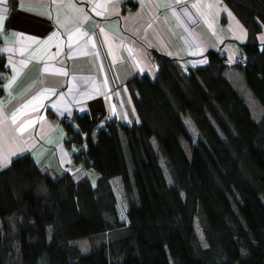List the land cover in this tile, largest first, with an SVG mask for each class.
<instances>
[{
    "label": "trees",
    "instance_id": "obj_1",
    "mask_svg": "<svg viewBox=\"0 0 264 264\" xmlns=\"http://www.w3.org/2000/svg\"><path fill=\"white\" fill-rule=\"evenodd\" d=\"M225 1L249 32L246 66L209 50L205 66L185 72L153 50L156 75L128 82L138 123L63 120L74 161L100 174L96 186L43 171L29 152L0 171V264H264V115L253 117L227 77L242 71L264 107V0ZM90 237L89 254L71 244Z\"/></svg>",
    "mask_w": 264,
    "mask_h": 264
},
{
    "label": "crops",
    "instance_id": "obj_2",
    "mask_svg": "<svg viewBox=\"0 0 264 264\" xmlns=\"http://www.w3.org/2000/svg\"><path fill=\"white\" fill-rule=\"evenodd\" d=\"M0 37L7 69L0 73V171L29 152L45 172L92 183L94 171L67 146L65 118L138 123L128 82L156 75L153 50L187 72L205 66L209 50L242 54L249 32L225 0H0ZM258 40L264 44V28ZM227 77L241 95L250 93L238 68Z\"/></svg>",
    "mask_w": 264,
    "mask_h": 264
},
{
    "label": "rangeland",
    "instance_id": "obj_3",
    "mask_svg": "<svg viewBox=\"0 0 264 264\" xmlns=\"http://www.w3.org/2000/svg\"><path fill=\"white\" fill-rule=\"evenodd\" d=\"M244 85L246 86V90H248L247 92H250V93L244 94V92H242V95H244L245 101H246V103L248 104V106L250 107V109H251V111L253 113V117L257 121H260L262 119L263 115H264V107L260 103V101L256 98V96L251 91V89L248 87L246 82L244 83ZM184 121H185V123L187 125L189 133L191 134V136L194 139H196L198 137V133H197V129H196L193 121L191 120V118L189 116L185 117ZM123 143H124L125 150H127L126 154H127V159H128L129 165H130V167L132 169L131 158H130L129 151H128V145H127V142H126L124 137H123ZM154 143L156 145V140H154ZM181 144H182L183 148L185 149V152H186L187 156L189 158H191L192 151H191V148H190V145L188 144V142L185 139H181ZM75 149H76V151L79 150V148H77V147ZM162 166L165 169V165H164L163 161H162ZM94 175H95L96 178L95 179L92 178V180H93L92 181V185L96 186L97 181L100 178V174L94 170ZM167 180H168L169 183L171 182L168 174H167ZM195 228H196V232L198 234V237H199L202 245L204 247H207L204 234H203V232H202V230H201V228L199 226L198 221H195ZM48 238H49V240L51 239V231H49ZM100 239H103V237L97 239V241H98L97 244L98 245L102 242V240L100 241ZM95 241L96 240L93 237H90V238H82V239L74 240V241L71 242V244L74 245V246H77L80 249V251L82 252V254H89L92 251L94 243H96ZM104 241H105V239H104Z\"/></svg>",
    "mask_w": 264,
    "mask_h": 264
},
{
    "label": "built area",
    "instance_id": "obj_4",
    "mask_svg": "<svg viewBox=\"0 0 264 264\" xmlns=\"http://www.w3.org/2000/svg\"><path fill=\"white\" fill-rule=\"evenodd\" d=\"M125 7H126V10L127 11H132L134 9V6L131 3H129V2H127L125 4ZM1 45H2V42H1V37H0V46ZM225 63L228 66H233V65H236V64L246 66L248 64L247 58H246V56L243 53L240 54V55H238V56H236L233 59L227 58L225 60ZM68 120L70 121L71 119L69 118ZM97 122L98 123H104L105 122V119L104 118H98V121Z\"/></svg>",
    "mask_w": 264,
    "mask_h": 264
},
{
    "label": "snow or ice",
    "instance_id": "obj_5",
    "mask_svg": "<svg viewBox=\"0 0 264 264\" xmlns=\"http://www.w3.org/2000/svg\"><path fill=\"white\" fill-rule=\"evenodd\" d=\"M24 107H27V104L24 105ZM12 118H13V120H15V118H16V114H15V113L13 114V117H12ZM19 130H20V131H23V128H21V129H19Z\"/></svg>",
    "mask_w": 264,
    "mask_h": 264
}]
</instances>
